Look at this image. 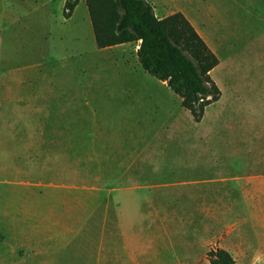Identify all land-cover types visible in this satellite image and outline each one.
Listing matches in <instances>:
<instances>
[{
  "label": "rangeland",
  "instance_id": "obj_1",
  "mask_svg": "<svg viewBox=\"0 0 264 264\" xmlns=\"http://www.w3.org/2000/svg\"><path fill=\"white\" fill-rule=\"evenodd\" d=\"M147 1H154L156 11L164 9L165 15L183 10L199 11L197 20L208 28L213 27L214 34L218 36H233L235 30L237 36L239 32H248L246 38H249L256 32L255 37H264L260 35L264 33V22L258 20L262 13L253 12L248 4L251 0H241L244 5L236 4L235 0ZM40 3H48L43 9L44 14L36 11ZM29 4L32 5L22 8L14 0H0V11L6 7L14 15H28L26 22L22 23L26 28H33L39 22L47 30L51 29L49 41L41 36L35 41L43 44L48 66L61 67L60 64L65 63L63 60L69 59L70 71L57 70L55 76L62 79L69 76L74 83L63 84L52 91L46 79L40 86V92L46 97L44 105L35 100L26 101L27 86L21 84L25 71L12 69L22 62L8 58L5 53L3 60L9 59L6 66L9 68L2 67L0 53V212L9 213L7 218L3 219L2 215L0 219L9 224L18 222L19 229L30 239L10 240L8 237L7 240V231L13 229L3 228L5 225L0 220V264H210L207 255L217 248L232 251L236 264H264V221L261 219L264 213H254L247 222L249 230L244 253L239 241L225 234L207 236L204 245H198L196 240H187L195 233L196 226L187 225L184 214H174V219H171L170 214L148 211L135 214L144 217L136 225V230L150 226V236L156 244L137 248L135 252L127 244L126 250H121L122 245H118L121 240H117L118 207L146 204L159 208L164 204H174L187 208L196 200L194 196L187 197L189 202L186 197H181V188L173 190L174 193L166 189L138 191L137 187L147 182L129 180L132 175L146 172L144 175L154 180L151 183L165 185L191 174L215 176L219 172H240L244 171V166L229 164L230 160H227L228 165L182 163L184 158L202 153L193 148L201 128H196L190 114L181 108L172 91L162 89L157 79L138 67L132 56L136 44L126 49L130 56L129 67L123 69L110 64L108 71L100 75L97 67L88 68V60L97 58L89 55L96 48L89 18L88 36L84 35L83 39L72 36L75 26L87 14L85 3L79 5L72 24L66 26L57 19L47 21L46 18L48 11L57 12L60 0H30ZM256 6L260 7L259 3ZM83 32L87 34L88 27ZM262 39L258 46L264 47ZM26 41L30 43L23 36L19 45L23 49L28 46L25 51H29L32 45H27ZM118 55L113 51L107 53L111 63H115L113 61ZM41 61L43 59L38 60ZM221 72L218 79L226 83L228 79L223 68ZM103 77L104 81L101 80ZM88 80L93 84L91 93L95 92L97 82L100 85V91L91 97L90 108ZM128 85H134L132 89H138L139 94L147 99L141 101L147 103L142 112L132 114L126 103L122 105L128 95L124 87ZM225 88L227 90L228 86ZM69 94L76 101L70 110L65 109L62 102ZM54 98L58 100L47 101ZM38 104L44 109L38 111ZM206 110L210 112L211 106ZM97 126L105 127L107 136L94 131ZM202 126L205 131L203 141L212 142L209 120L203 121ZM148 144H151V156H137ZM142 159L147 160L145 165L140 164ZM246 168L253 175L264 174V166ZM140 195L145 199L142 200ZM241 210L229 214V222L221 224L238 227L248 215L243 207ZM216 220L214 218L213 226L217 224ZM165 226L170 229L161 230ZM36 237L44 239L42 253L36 240H31ZM11 255L13 260H9Z\"/></svg>",
  "mask_w": 264,
  "mask_h": 264
},
{
  "label": "crops",
  "instance_id": "obj_2",
  "mask_svg": "<svg viewBox=\"0 0 264 264\" xmlns=\"http://www.w3.org/2000/svg\"><path fill=\"white\" fill-rule=\"evenodd\" d=\"M65 1L66 0H60L57 12H47V21H49V19H57L61 22L62 26H66L70 23L72 24L73 16L76 10L79 5L85 3V1L79 0L78 4L68 18H65L63 14ZM14 2L17 6H22V8H27L32 5L29 4L30 0H14ZM148 3L152 5L155 16L158 19H164L173 15H165V11H163L164 9L157 12L153 6L154 1ZM235 3L244 5L241 0H235ZM256 3H259L260 7L256 6ZM248 4H250L253 12L262 13V15L258 16V20L264 22V0H251ZM47 6L48 3H40L38 4L36 11L43 12V9ZM195 12H185V10H183L179 13L183 15L191 24L209 50L218 59V65L210 72V77L220 90V99L210 105L211 113L206 110L207 108L209 109L210 106L205 109L200 122H194L192 116L190 115L192 121L196 124V128H201V132L197 133L195 138L196 140L194 141L195 146H193V148L201 150L202 153H199V156L197 155L192 158H184L181 162L186 163L188 161L190 164H207V166H209L210 164L228 165L227 160H230L229 164L233 163L235 166H244V171L234 173L219 172L215 176H204L203 173L201 175L198 173L191 174L179 180H172L170 183H166L165 185H154L151 183L154 182V180L145 176L144 174L146 172H142L143 174L132 175V178H128L129 180L147 182L137 187L138 191L166 189V191L174 193L173 190L181 188L182 190L179 193L181 197L187 198L189 196H194L196 197V200L193 201L192 205L187 208H180L178 205L174 204L171 206L164 204L159 208H154L151 205L146 204L145 206L130 204L129 206L123 205L118 207L117 240H121V242H118V245H122L121 250L123 251L126 250L127 244L133 247L134 252L137 248L151 247L156 244L155 240L150 236V226L136 230V225L144 219V217L135 216L138 212H164L170 214V216H168L171 219H174V214H184L187 217V225L196 226L194 229L195 233L187 240H196L198 245H204L207 236L215 235L218 237L225 234L235 237V239L239 241V247L243 253L246 252L245 241L247 240V233L249 230L247 222H250L254 213H264V174L253 175L248 173L246 168V166H264V47L258 46L261 42H263L262 38L264 37H255L257 34L255 32L251 37H249L250 39L255 37V39L249 41L250 39L246 38L248 32H239V35L237 36L235 30L232 32L234 34L233 36H218L217 34H214L213 27L208 28L206 24L203 25L197 20V17H200V12ZM87 14H85L80 20V23L75 26V32H73L72 36L81 39L84 38V35L88 36L90 33L88 26V23L90 22L88 10ZM0 15V18H2V21L0 22V53L2 54L1 65L2 67L5 66V68H9L6 67L9 59L3 60V55L5 53L8 54V58H16L19 59V62H22V65L19 67H13L12 69L21 70L22 73L25 71V75L21 79V84L27 86L25 87L26 101L35 100L37 103L43 102L44 105L46 97L45 94L40 92V86L46 79H48L49 86L52 91L58 90L63 84L67 85L74 83V80H71L69 76H66L63 79L55 76L57 70H62L64 73H68L70 71L69 68L71 66L69 59H64L63 62L65 63L60 64L61 67H55L53 65L52 67L48 66L45 59V48L42 47L43 44H39L38 41H35V38L38 36H41V38L45 41H49L48 38L52 36L51 29L47 30L46 26L39 22L36 23L33 28L31 26L26 28V26L22 25V23L26 22L28 15L23 13L22 15H14L12 11H9V8L6 7L0 11ZM87 27L88 33L86 34V32H83V29H86ZM90 29L92 30L91 22ZM260 35H264V33ZM23 36L27 37L30 42L28 43V41H26L27 45H32L29 51H25V48L27 49L28 46H24V49L20 48L19 40ZM131 44H136L135 52L132 56H134V60L137 61V65L140 68L137 58L139 42L116 45L104 49L97 48L95 43L96 48L89 55H93L97 58L94 60H88V68L93 69L97 67L96 71H98L101 75L108 71V66L110 64H116L118 68L123 69L129 67L128 57L130 56L126 54V49ZM4 50H6V52H3ZM124 50L125 52H122ZM109 51L119 54L113 61L115 63H111V60L107 56ZM54 58L55 57H52V59ZM39 59H43V61L38 62ZM221 68L224 69L225 76L228 79L226 83H221L218 79V76L223 72H221ZM45 73L50 74V76H44ZM53 74L54 76H52ZM104 79L105 78L103 77L101 80L104 81ZM136 79L138 80V78ZM55 85L57 89L54 88ZM92 85L93 84L90 80H88V89L90 90L88 91L89 108L91 107L94 95L100 91V85L97 82L95 92L91 93L94 90ZM121 85L124 86L126 84ZM159 86L162 89H169L167 84L162 81H159ZM226 86H228L227 90L225 88ZM133 87H130L129 85L128 87H124L125 91L128 92V95L123 99L124 101L122 105L126 103L125 106H128L127 110L131 111L132 114H135L137 111L142 112V110H145L147 103L143 104L141 101H145L147 99L144 98L145 96H141L139 94L138 89H132ZM178 99L181 106V100L180 98ZM51 100L55 102L58 99H47V101ZM62 102L65 109L68 110L72 109L76 104L75 99H73L70 94L65 96ZM155 106L156 105L154 104V107ZM36 107L38 111L44 109L43 107L40 108L39 104ZM55 107L57 108V106ZM181 108L185 110L182 106ZM58 109L59 108H57V110ZM185 111L188 112L187 110ZM141 115L143 116L144 114ZM129 118L131 121L133 120L132 116ZM205 120H209V123L211 124L212 142L208 143L203 141L205 131L202 123ZM104 128L105 127L103 126H97L94 128V131H100L101 133H105L107 136L108 131ZM90 131V126L88 125V132ZM106 136H104L105 141L108 140ZM171 139L173 140L174 138L171 137ZM149 149H151V144L145 145L143 148L144 152L140 154L138 152L137 156L139 155L140 158H149L151 156V154H149ZM219 150L226 151L221 152ZM146 161L147 160L142 159L140 164L145 165ZM141 197L142 200L145 199V196ZM189 200L190 198H187L188 202ZM241 207H243L244 212L248 214L242 219L241 224L236 228H231L230 226L228 227L225 225L223 226L222 224L224 222H229V214H234L236 211L241 212ZM8 214V211L0 212V216L3 215V219L7 218ZM214 218L217 219V224L215 226H213ZM261 219L264 221V216H261ZM0 220L3 221L2 219ZM196 220L199 221V223H196L195 225ZM2 223L5 225L3 228L13 229L11 232L7 231V240L8 237L10 240H30L26 237L28 235L19 229L21 226H19L20 224H18V222H10L14 224L12 225L4 220L1 224ZM16 228L17 230L14 231ZM169 229L170 228L168 226L161 228L163 231ZM261 231L262 228H260V232ZM31 240H36V244L41 247L38 250L42 253L44 239L42 237H36ZM126 240L130 241L126 242ZM217 249L226 251L235 261L232 251L226 248ZM14 257L16 256L14 255ZM11 259L13 260V255L9 258V260ZM19 260L23 262V260ZM38 262L42 263V261ZM16 264H19V262Z\"/></svg>",
  "mask_w": 264,
  "mask_h": 264
},
{
  "label": "trees",
  "instance_id": "obj_3",
  "mask_svg": "<svg viewBox=\"0 0 264 264\" xmlns=\"http://www.w3.org/2000/svg\"><path fill=\"white\" fill-rule=\"evenodd\" d=\"M84 1L97 48L139 42L137 58L142 70L165 82L194 122H200L205 109L220 99V90L210 77L218 59L183 15L158 19L146 0ZM78 2L65 1V18ZM207 259L210 264H235L222 249L211 251Z\"/></svg>",
  "mask_w": 264,
  "mask_h": 264
}]
</instances>
